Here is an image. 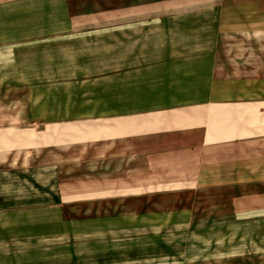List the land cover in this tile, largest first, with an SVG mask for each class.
I'll use <instances>...</instances> for the list:
<instances>
[{
	"label": "crops",
	"instance_id": "crops-1",
	"mask_svg": "<svg viewBox=\"0 0 264 264\" xmlns=\"http://www.w3.org/2000/svg\"><path fill=\"white\" fill-rule=\"evenodd\" d=\"M259 2L0 0V264H264Z\"/></svg>",
	"mask_w": 264,
	"mask_h": 264
},
{
	"label": "rangeland",
	"instance_id": "rangeland-1",
	"mask_svg": "<svg viewBox=\"0 0 264 264\" xmlns=\"http://www.w3.org/2000/svg\"><path fill=\"white\" fill-rule=\"evenodd\" d=\"M173 5V6H171ZM193 5H198V4H191V3H178V4H165L164 5V10H172V9H183L186 7H191ZM247 7L249 8V5H247ZM252 7L254 9L255 4H252ZM257 7V18H253V19H242V26H257V27H264V2L262 3H258L256 5ZM227 43H235L239 46V50L236 51H232L229 52L227 51V55L231 54L234 55L235 58H247V57H257V59H264V34H259V33H254V34H250V35H241V36H227V39L224 40ZM248 43H252L256 45L255 46H251V47H245L243 46L244 44H248ZM11 136H14V134H12ZM25 147V144L23 143L22 145H17V144H13V145H7V146H1L0 147V152H2L3 154H5L6 152H8L9 150H15L18 153H23L25 154V152L23 151ZM74 167V166H73ZM69 167V174H74L77 170L75 167ZM88 170V169H87ZM89 171V170H88ZM87 171V172H88ZM53 182V180H51V183Z\"/></svg>",
	"mask_w": 264,
	"mask_h": 264
}]
</instances>
